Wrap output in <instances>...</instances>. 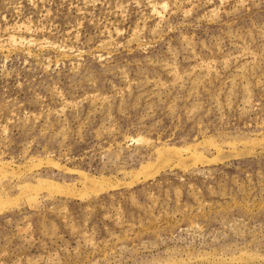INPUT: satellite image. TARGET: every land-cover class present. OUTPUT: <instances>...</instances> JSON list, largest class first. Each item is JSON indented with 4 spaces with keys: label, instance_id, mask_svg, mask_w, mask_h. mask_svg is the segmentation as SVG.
Here are the masks:
<instances>
[{
    "label": "rangeland",
    "instance_id": "obj_1",
    "mask_svg": "<svg viewBox=\"0 0 264 264\" xmlns=\"http://www.w3.org/2000/svg\"><path fill=\"white\" fill-rule=\"evenodd\" d=\"M0 264H264V0H0Z\"/></svg>",
    "mask_w": 264,
    "mask_h": 264
}]
</instances>
